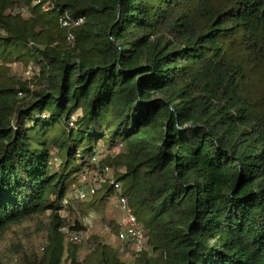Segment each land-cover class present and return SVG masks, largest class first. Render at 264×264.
Here are the masks:
<instances>
[{
    "label": "trees",
    "instance_id": "16d2710c",
    "mask_svg": "<svg viewBox=\"0 0 264 264\" xmlns=\"http://www.w3.org/2000/svg\"><path fill=\"white\" fill-rule=\"evenodd\" d=\"M62 17L84 18L73 48ZM106 166L126 173L72 196ZM113 179L139 257L120 253ZM90 214L103 232L71 242ZM7 238L0 264H264V0H0Z\"/></svg>",
    "mask_w": 264,
    "mask_h": 264
},
{
    "label": "built area",
    "instance_id": "2783aa9c",
    "mask_svg": "<svg viewBox=\"0 0 264 264\" xmlns=\"http://www.w3.org/2000/svg\"><path fill=\"white\" fill-rule=\"evenodd\" d=\"M84 22V18L82 17H62L59 19L61 27L69 30V34L67 35L66 40L70 48H73L75 44V35L73 31L76 28L81 27ZM25 75L31 77L32 70L29 69ZM71 126H74L73 123H71ZM77 158H80V155H77ZM88 162L97 167H99L100 164V162H98L95 156L90 157ZM109 171H111V174H114L113 177H115V175H123L124 173H126V169L123 167L116 168V172H113V170L109 166L102 168L101 173L99 171L97 174V180L100 183L99 189L103 187L105 182V176H107L106 172ZM87 182L88 176L86 173H83L81 175L79 183L75 186L74 189L75 199L79 201H85L90 196L96 195L98 189L88 187L87 189H85V186L88 185ZM111 184L113 185L115 194L117 195L116 207H118L119 209L120 216L122 215L124 217V221H120V226L122 227V230L119 233V243L122 245L120 253L125 254L127 252L125 248L126 244L132 243L136 256L139 257V255L143 252L146 247L145 233L129 203L122 182L117 181V179H113L111 181ZM65 204H68V201H65ZM68 219H70V216L68 217ZM87 221V228H85L84 230H71L70 227L74 226L75 222H70L66 224L63 229V232L69 237L71 242L78 244L83 243L97 234L93 221L89 219Z\"/></svg>",
    "mask_w": 264,
    "mask_h": 264
},
{
    "label": "rangeland",
    "instance_id": "374dc122",
    "mask_svg": "<svg viewBox=\"0 0 264 264\" xmlns=\"http://www.w3.org/2000/svg\"><path fill=\"white\" fill-rule=\"evenodd\" d=\"M30 68L31 67H29L28 69H26L25 74L27 73V71ZM15 70L18 71V72H20V71H22V67L21 66L15 67ZM26 77H28V76H26ZM107 150H110V149H107V147H103L102 146V147H100L98 149L97 153L94 154L93 156H95L97 158L98 162L103 161V160L107 159L109 156H113V153H111V152H109ZM116 151L118 152V150H116ZM110 168L113 170V172H116V170H115L114 167H110ZM98 172H99V170H95V171H92L90 174L86 173L87 176H88V182H87L88 185L85 186V189H87V187L88 188H96V189H99L100 183L97 180V174H98ZM106 175H107L106 177L109 176L110 178H112L114 174H111V171H109V172H106ZM72 196L75 198V194L74 193H73ZM110 200H111L110 201V203H111L110 206H111L112 209H110L109 215L111 216L112 213H113V208L116 207V205H117V195L116 194L113 195ZM95 218H96V215L95 214H90L89 217H88L89 220H92L93 221V223L95 225V231H97L98 234L99 233H102L103 232V229L101 228L100 220L97 221ZM88 219H86V220H88ZM114 219H115V222H116L117 225H120V221H124V217L122 215L120 216V212L118 213L117 216H115ZM110 240L113 243H116L115 242L116 239H115L114 236ZM8 242H9V239L8 238L5 239L4 243L0 246V249L5 248L7 246V244H8Z\"/></svg>",
    "mask_w": 264,
    "mask_h": 264
},
{
    "label": "water",
    "instance_id": "95a60500",
    "mask_svg": "<svg viewBox=\"0 0 264 264\" xmlns=\"http://www.w3.org/2000/svg\"><path fill=\"white\" fill-rule=\"evenodd\" d=\"M118 10H119V14H120V10H121V3L119 4V9H118Z\"/></svg>",
    "mask_w": 264,
    "mask_h": 264
}]
</instances>
